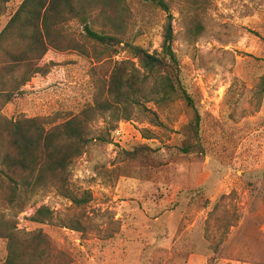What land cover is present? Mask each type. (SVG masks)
<instances>
[{
	"label": "rangeland",
	"instance_id": "1",
	"mask_svg": "<svg viewBox=\"0 0 264 264\" xmlns=\"http://www.w3.org/2000/svg\"><path fill=\"white\" fill-rule=\"evenodd\" d=\"M88 1L94 28L103 23L121 40L160 52L165 15L147 0ZM164 1L180 79L200 116L197 137L192 109L178 100L142 102L128 109L129 120H116L117 107L86 119L89 137L105 141L90 143L69 182L90 200L76 207L39 194L18 217L21 234L49 241L48 264H264V0ZM66 29L78 39L82 26ZM114 60L131 58L119 49ZM95 65L85 52L49 48L38 64L46 72L2 114L74 116L93 104ZM41 206L52 223H29ZM71 222L77 230L61 226ZM6 255L0 239V264Z\"/></svg>",
	"mask_w": 264,
	"mask_h": 264
},
{
	"label": "trees",
	"instance_id": "2",
	"mask_svg": "<svg viewBox=\"0 0 264 264\" xmlns=\"http://www.w3.org/2000/svg\"><path fill=\"white\" fill-rule=\"evenodd\" d=\"M147 1L165 15L159 53L150 54L121 40L103 23L94 28L97 17L88 0H0V239L6 242L4 264L49 263L51 246L46 237L34 231L21 234L17 229L18 217L33 197L55 193L76 207L90 200L87 192L78 194L69 182L70 167L90 143L105 141L89 137L86 119L117 107L123 116L116 120H129L128 109L142 102L159 106L178 100L192 109L190 132L197 137L200 116L180 79L173 50V17L164 0ZM101 10L104 20L105 8ZM72 21L82 26L78 39L66 29ZM49 48L82 51L96 61L91 71L92 106L62 122L51 116L6 118L3 108L24 96V87L33 76L46 72L38 64ZM119 49L131 61H115ZM52 219V211L45 206L26 218L32 224H50ZM61 226L77 230L73 222Z\"/></svg>",
	"mask_w": 264,
	"mask_h": 264
}]
</instances>
